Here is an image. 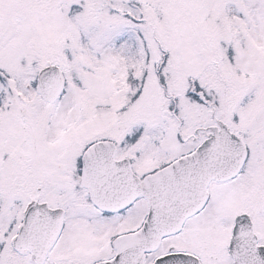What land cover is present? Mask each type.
I'll list each match as a JSON object with an SVG mask.
<instances>
[{"label":"snow or ice","instance_id":"obj_1","mask_svg":"<svg viewBox=\"0 0 264 264\" xmlns=\"http://www.w3.org/2000/svg\"><path fill=\"white\" fill-rule=\"evenodd\" d=\"M0 264H264V0H0Z\"/></svg>","mask_w":264,"mask_h":264}]
</instances>
